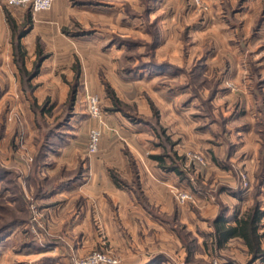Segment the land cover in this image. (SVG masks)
<instances>
[{
	"label": "rangeland",
	"instance_id": "1",
	"mask_svg": "<svg viewBox=\"0 0 264 264\" xmlns=\"http://www.w3.org/2000/svg\"><path fill=\"white\" fill-rule=\"evenodd\" d=\"M56 7L59 64L34 79L41 62L27 83L16 64L2 65L12 50L5 12L23 37L34 28L44 56L59 47L57 30H40L29 7L0 0V76L18 77L6 81L10 94H0V122L16 128L8 145L15 155L0 150V264H126L106 241L110 227L93 216L101 197L94 192L106 190L109 172L145 205L136 169L122 161L142 151L178 179L167 186L174 204L198 207L213 231L221 212L232 220L256 203L264 211V0H60ZM21 48L31 74L37 55L31 63L33 54ZM174 164L180 173L167 169ZM86 183L83 214L78 189ZM59 185L63 195L76 193L56 196ZM180 195L190 197L181 202ZM206 203L216 207L210 219ZM211 241L197 264H254L237 246L212 248Z\"/></svg>",
	"mask_w": 264,
	"mask_h": 264
},
{
	"label": "crops",
	"instance_id": "2",
	"mask_svg": "<svg viewBox=\"0 0 264 264\" xmlns=\"http://www.w3.org/2000/svg\"><path fill=\"white\" fill-rule=\"evenodd\" d=\"M58 1L60 0L53 1L50 13H37L33 16V25L39 24L42 27L39 26L40 30L48 29L49 27L54 28L57 30L56 38L60 41L58 48L45 51V58L42 61V70L34 77V79L42 75L43 69L44 72H46L48 69L47 66H58L59 55L57 53L64 48L62 46L64 39L59 34V28L57 26L58 18H62L57 10L58 6L55 8ZM0 14H2L1 10ZM33 29L34 28L32 27L20 42L21 46L24 47L23 49L26 51V54H33L30 59L31 63L37 55L36 52L38 48L34 44L35 37L31 34ZM26 42L28 43L27 45H25ZM7 48L9 49V54L6 57L7 59H3L2 65H5L7 62L8 65L14 67L15 63L12 60L14 59L11 53L12 50H10L11 48L9 45ZM14 79L18 81L17 75L10 73L0 76V94L2 96L10 94V86L7 85L6 81H13ZM22 95L23 92L20 85L15 84L14 97H21ZM26 106L28 119L32 120L33 115L28 109L29 104L27 103ZM15 129V126L8 121L5 123L0 122V150H2V152L14 154L13 150L9 148L8 145L11 138L15 135ZM32 135H29L28 140H30ZM142 153L143 155L135 153V155L130 157L131 159L123 157L124 159L122 161L123 166L127 171L130 172L132 168L136 169L140 183V188L138 189L139 192L142 191L146 199L145 205L140 201L138 196L136 197L132 190L116 186L112 181L109 172L104 171L106 190L100 189V194L94 192V194H98L101 197H96L98 201L97 205H95L93 216L101 226L110 227L111 234H106V241L111 243V246L114 247L113 249L115 251L118 250L124 253V257H121V260L123 261L124 259H127L128 262H126V264H152L154 262H157V264H197L196 260L199 258L204 260L207 258V253L210 254L208 249L213 230H211L210 224L206 219H199V215L204 214L199 212L198 215V207H179L174 204L172 196L169 193L170 190L167 186L170 184L177 185L178 179L172 173H168L158 168L156 163H153L149 156L144 154V151H142ZM93 177H95V175H92V178ZM167 181L170 183H167ZM90 182H93V180ZM86 186H88L87 183L78 189V193H82V197L79 194V200L80 202L82 201L85 203V206L80 207L83 214V210L86 211V207H88L86 203L89 202L87 201V197H85V192L88 188ZM61 187L60 185L55 187L53 190L54 195L58 196V194L61 195L63 193ZM75 190L76 189L73 190L72 188V192L69 194L64 193L68 195H62L72 198L76 193ZM103 193H105L106 196H104ZM203 209L206 216L205 218L210 219V215L215 213L216 207L213 205H207L206 203L203 206ZM228 214L230 215L231 213ZM232 216V220L226 218V224L233 225L235 219L239 218V213L237 214L235 212ZM116 226L124 227V230L127 227L126 230L130 229L128 230V233L130 231L132 234L130 233V235H126L127 232H125L124 235L114 232L116 231ZM179 230L183 232L180 234ZM137 231L138 233L135 234ZM106 232H108V230ZM112 232L116 233V235H112ZM258 233L260 235L261 249L264 250V218L261 219ZM137 235L142 236L140 239L141 243H143L142 245L136 244V242L139 241V239L136 238ZM129 237L131 239H129ZM206 240L209 241L206 242ZM190 244L192 246L187 250L186 247ZM231 246H237L239 250L242 251L244 258H246V255L248 254L247 249L239 238L229 239L222 247L229 248ZM223 264L233 263L227 261ZM254 264H264V258L255 260Z\"/></svg>",
	"mask_w": 264,
	"mask_h": 264
},
{
	"label": "trees",
	"instance_id": "3",
	"mask_svg": "<svg viewBox=\"0 0 264 264\" xmlns=\"http://www.w3.org/2000/svg\"><path fill=\"white\" fill-rule=\"evenodd\" d=\"M5 17L8 21V24L11 28L12 39L11 45L13 50V56L16 66L22 75H27L25 77V82L28 83L29 79L34 76L38 65L44 60L45 56L42 55L41 49L38 47L37 49V61L34 65V70L31 74H26L24 65H23V51L21 48L20 40L23 37L22 28L19 29L13 21V19L9 16L8 12H5ZM28 21L30 20L29 15H27ZM74 90V89H73ZM74 91L70 93L68 102L72 105L74 100ZM155 160L163 163L162 157H153ZM164 168V167H163ZM168 170L175 171L180 173L177 166L172 165L167 167ZM0 176H3V172H0ZM117 180V179H115ZM264 216V211L260 208L259 203L254 204L251 208L247 209L239 218L235 219L233 225H228L227 220L222 214L213 222V233H212V248H220L224 243H226L229 239L239 238L247 249V253L251 258V261H255L257 259L264 258V250L261 249L260 246V235L258 233L261 219ZM157 264V262L152 263Z\"/></svg>",
	"mask_w": 264,
	"mask_h": 264
},
{
	"label": "built area",
	"instance_id": "4",
	"mask_svg": "<svg viewBox=\"0 0 264 264\" xmlns=\"http://www.w3.org/2000/svg\"><path fill=\"white\" fill-rule=\"evenodd\" d=\"M1 2L9 7H29L33 13H38V12L50 10L53 0H1ZM94 103L95 102H93L92 112L96 116L98 112ZM97 142H98V133L96 131H93L90 136V149L92 151L95 150V146L97 145ZM189 197L187 195H180V201L183 202L185 199H189ZM97 256L100 255L93 253V258ZM103 260L107 264H115L114 261L105 260V259Z\"/></svg>",
	"mask_w": 264,
	"mask_h": 264
}]
</instances>
